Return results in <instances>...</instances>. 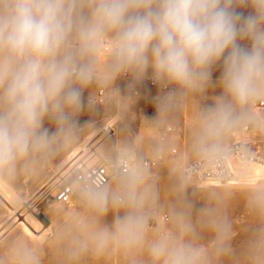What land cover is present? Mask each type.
<instances>
[{
	"label": "clouds",
	"instance_id": "clouds-1",
	"mask_svg": "<svg viewBox=\"0 0 264 264\" xmlns=\"http://www.w3.org/2000/svg\"><path fill=\"white\" fill-rule=\"evenodd\" d=\"M242 8L252 11L245 15ZM149 70L155 84L173 86L155 97L160 115L177 95L222 89L200 114L192 142L197 156L222 157L228 133L245 118L238 110L264 97V0H0V177L35 171L77 138L78 117L94 103L93 95H84L90 86L110 87L129 75L133 89ZM134 160L136 149L126 144L112 164L115 187L79 183L77 196L93 225L110 210L122 214L111 227L72 236L70 260L116 248L146 250L149 264H212L213 256L231 251V225L213 209L205 210L206 226L215 233L211 252L192 241L187 222L184 238L150 240V172ZM186 183L181 175L178 191ZM247 195L259 222L248 259L264 264V184L250 186ZM13 255L15 264H40L26 243Z\"/></svg>",
	"mask_w": 264,
	"mask_h": 264
},
{
	"label": "rangeland",
	"instance_id": "rangeland-1",
	"mask_svg": "<svg viewBox=\"0 0 264 264\" xmlns=\"http://www.w3.org/2000/svg\"><path fill=\"white\" fill-rule=\"evenodd\" d=\"M239 11L246 15L252 10L242 8ZM221 70L219 65L214 68V81L218 80ZM129 83L131 77L122 76L110 87L103 86L113 97L104 104L85 108L78 117L77 138L50 162L38 166L35 171H21L12 178L0 177V264H15L14 249L25 243L39 253L40 264H149L146 250L125 252L116 248H110L100 256L89 252L78 260H70L67 249L72 236H84L97 228L111 227L115 216L122 211L110 210L93 225L92 214L79 197L69 203H60L53 196L54 185L72 162H69V155L75 148L87 147L79 156L91 165L101 158L112 162L126 144L136 149L140 164L159 147L177 148V152L168 155L157 169H148V184L154 194L149 205L152 212L150 240L165 234L184 238L181 226L187 222L193 229L192 241L211 252L215 233L206 226L205 210L213 209L231 225L232 239L231 251L218 258L213 256L212 264H250L248 243L259 222L249 207L247 189L264 184V165H240L243 179L235 184L204 181L187 171V166L199 158L192 150V142L200 114L215 103L222 89L216 85L203 93L177 95L167 112L154 115L158 90L148 86L145 80L133 89L128 88ZM99 86L102 85L93 84L86 89L85 97L95 93ZM137 90L139 92L135 94ZM261 100L264 97L238 110L245 113V118L230 130L224 146L245 131L244 135L264 150V105ZM168 124L181 126V129L161 139L160 132ZM244 126L248 130H243ZM45 127L55 131L54 124L49 121H45ZM181 175L187 180L182 192L178 191ZM108 185L115 187L114 178ZM165 213L170 216L169 221L161 220Z\"/></svg>",
	"mask_w": 264,
	"mask_h": 264
},
{
	"label": "built area",
	"instance_id": "built-area-1",
	"mask_svg": "<svg viewBox=\"0 0 264 264\" xmlns=\"http://www.w3.org/2000/svg\"><path fill=\"white\" fill-rule=\"evenodd\" d=\"M124 76L128 77L129 75ZM145 82L148 86L158 90L157 96L164 95L173 90V86L160 87L155 84L151 80L150 74L145 78ZM138 92V90L135 91V94H138ZM90 95L94 96L93 104L95 105L104 104L113 97L112 92L103 86H99L96 92ZM261 104L264 105V100H261ZM154 108L153 112L155 115L158 112L156 111V106ZM180 129L181 126L178 125H165L160 132V137L161 139H166L170 134L178 132ZM243 130H248V127L244 126ZM244 132L240 136L236 135L235 140L225 146V152L222 157L216 160H207L199 157L187 166V171L204 181H213L219 184H235L240 182L243 179L240 165L245 164L249 166L256 163L264 165V150L255 146L250 137L244 135ZM176 152L177 148L175 147H159L153 155L143 158L141 164L147 169H157L168 155ZM113 161L110 162L101 158L96 163L89 165L81 158L73 160L65 173L63 172L58 177L59 180L53 194L54 199L60 203L71 202L75 197H78L77 187L81 182L95 180L108 184L114 178L112 175ZM133 162H138L137 154L136 160ZM161 220L169 221L170 216L165 213L161 216Z\"/></svg>",
	"mask_w": 264,
	"mask_h": 264
},
{
	"label": "bare ground",
	"instance_id": "bare-ground-1",
	"mask_svg": "<svg viewBox=\"0 0 264 264\" xmlns=\"http://www.w3.org/2000/svg\"><path fill=\"white\" fill-rule=\"evenodd\" d=\"M92 94V93H91ZM88 96V95H87ZM179 98V97H178ZM174 104V103H173ZM178 104V103H177ZM247 135V134H246ZM252 140V139H251ZM87 147H84V148H82V149H77V148H75L72 152H71V154L69 155V162L70 161H73V160H75V159H77V158H80V153H81V151H83V150H85ZM100 160V159H99ZM249 169H251V168H249ZM54 186H56V185H54ZM54 191V190H53ZM23 224L25 225V227L26 228H28V225L25 223V222H23Z\"/></svg>",
	"mask_w": 264,
	"mask_h": 264
},
{
	"label": "crops",
	"instance_id": "crops-1",
	"mask_svg": "<svg viewBox=\"0 0 264 264\" xmlns=\"http://www.w3.org/2000/svg\"><path fill=\"white\" fill-rule=\"evenodd\" d=\"M153 155V154H152Z\"/></svg>",
	"mask_w": 264,
	"mask_h": 264
}]
</instances>
